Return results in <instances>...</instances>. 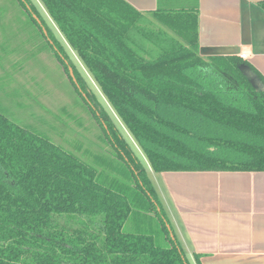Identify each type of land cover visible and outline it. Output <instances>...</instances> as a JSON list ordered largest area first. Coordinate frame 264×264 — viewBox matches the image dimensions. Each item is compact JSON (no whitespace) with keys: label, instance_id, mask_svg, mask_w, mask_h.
Segmentation results:
<instances>
[{"label":"trees","instance_id":"1","mask_svg":"<svg viewBox=\"0 0 264 264\" xmlns=\"http://www.w3.org/2000/svg\"><path fill=\"white\" fill-rule=\"evenodd\" d=\"M18 1L105 114L122 166L82 161L0 111V264H190L147 170L33 3ZM40 1L152 171H264V89L244 71L264 79L235 55H199L196 10Z\"/></svg>","mask_w":264,"mask_h":264},{"label":"crops","instance_id":"2","mask_svg":"<svg viewBox=\"0 0 264 264\" xmlns=\"http://www.w3.org/2000/svg\"><path fill=\"white\" fill-rule=\"evenodd\" d=\"M126 1L143 12L196 10L199 55H235L264 79V0ZM158 174L165 187L151 181L157 196L169 195V222L190 264H264V171Z\"/></svg>","mask_w":264,"mask_h":264},{"label":"rangeland","instance_id":"3","mask_svg":"<svg viewBox=\"0 0 264 264\" xmlns=\"http://www.w3.org/2000/svg\"><path fill=\"white\" fill-rule=\"evenodd\" d=\"M30 1L62 44L68 58L86 82V89L95 95L113 126L147 170L150 179L154 184L165 187L161 174L151 170L139 145L65 42L41 1ZM71 74L75 78L72 68ZM71 74L30 21L24 5L18 0H0V111L26 129L45 135L82 161L114 173L122 165L116 149L110 145L100 127L102 117L99 115L104 113L96 102L93 103V99L89 100L92 107L85 102L87 96L74 86ZM162 194L167 198L168 193L164 190L158 199L171 220L168 211V208L171 209L170 201L167 203Z\"/></svg>","mask_w":264,"mask_h":264},{"label":"water","instance_id":"4","mask_svg":"<svg viewBox=\"0 0 264 264\" xmlns=\"http://www.w3.org/2000/svg\"><path fill=\"white\" fill-rule=\"evenodd\" d=\"M69 70H70V74H71V68L69 67ZM245 75L260 89H264V87L262 86L260 80L258 79V77L250 70H245L244 71ZM72 75V79L73 81H76L75 78L73 77V74ZM168 227V226H167ZM169 231H170V228L168 227ZM170 236L173 237V234L172 232L170 231Z\"/></svg>","mask_w":264,"mask_h":264},{"label":"built area","instance_id":"5","mask_svg":"<svg viewBox=\"0 0 264 264\" xmlns=\"http://www.w3.org/2000/svg\"><path fill=\"white\" fill-rule=\"evenodd\" d=\"M241 56H242V57H245V54H242Z\"/></svg>","mask_w":264,"mask_h":264}]
</instances>
